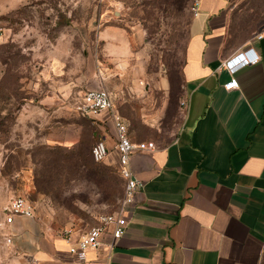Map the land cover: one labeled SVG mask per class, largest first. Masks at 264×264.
Returning <instances> with one entry per match:
<instances>
[{"label":"rangeland","instance_id":"rangeland-1","mask_svg":"<svg viewBox=\"0 0 264 264\" xmlns=\"http://www.w3.org/2000/svg\"><path fill=\"white\" fill-rule=\"evenodd\" d=\"M195 1L0 0L2 252L4 209L15 197L28 198L45 225L78 232L118 207L119 201L100 203L103 194L91 177L71 173L48 152L77 150L85 139L82 153L89 156L98 136L77 109L85 91H107L132 141L168 142L179 130L186 111L181 67ZM226 1L228 44L264 31V0ZM64 139L77 140L58 143Z\"/></svg>","mask_w":264,"mask_h":264},{"label":"crops","instance_id":"crops-1","mask_svg":"<svg viewBox=\"0 0 264 264\" xmlns=\"http://www.w3.org/2000/svg\"><path fill=\"white\" fill-rule=\"evenodd\" d=\"M225 4L226 0H199L191 22L181 67L187 100L181 127L170 141L154 142V151L130 157V168L142 188L126 212L124 235L114 241L104 233L100 245L87 250L85 261L79 263L69 247L87 229H72L67 240L63 230L36 216H14L4 224L12 243L0 250L1 260L8 264H262L264 31L228 44ZM246 48L259 57L256 64L233 75L223 69L225 60ZM231 77L238 87L225 90L222 86ZM91 118L99 122L98 138L108 148L103 163L117 170L109 113ZM76 140L58 143L70 146Z\"/></svg>","mask_w":264,"mask_h":264},{"label":"built area","instance_id":"built-area-1","mask_svg":"<svg viewBox=\"0 0 264 264\" xmlns=\"http://www.w3.org/2000/svg\"><path fill=\"white\" fill-rule=\"evenodd\" d=\"M198 7L199 1L196 0L191 5V10L195 16L198 12ZM258 58L252 48H246L233 54L221 66L233 75L239 68L256 64L259 61ZM222 87L225 90H231L238 87V82L236 78L231 77ZM180 104L186 108L187 100L183 98ZM77 109L85 117L96 116L104 111L109 113L115 129V150L118 155V169L116 171L123 181V195L119 200L118 207L111 213L99 215L96 223L89 226L80 236L79 240L69 247V254H72L79 263H82L85 261V252L89 249L97 248L100 245V238L104 233L108 232L114 241L124 235L127 225L126 212L132 203H134L136 194L142 188V184L135 179L130 168V157L136 152H152L156 149V145L152 141L136 143L130 139L126 122L119 114L113 111L108 93L103 88L85 91ZM107 155L108 148L103 140H98L94 143L91 148V157L94 162H104ZM4 216V224H10L14 216L33 218L34 208L28 198L18 196L13 198L6 206ZM62 233L67 240H70L72 229L68 228L63 230ZM11 243L12 235L8 234L5 236V244L10 245ZM0 264L8 263L0 259Z\"/></svg>","mask_w":264,"mask_h":264},{"label":"trees","instance_id":"trees-1","mask_svg":"<svg viewBox=\"0 0 264 264\" xmlns=\"http://www.w3.org/2000/svg\"><path fill=\"white\" fill-rule=\"evenodd\" d=\"M16 108L18 111L20 107L16 106ZM88 118L95 125L94 130L92 129L91 131V136L96 137L98 136L96 124L99 122L91 117ZM98 140L100 139L98 138ZM79 145L81 146L77 150L72 148L65 151L62 148L55 146L48 148V152L55 156L57 160L60 158L61 163L68 164L71 173L74 174L80 172L81 177H91V181L95 184V188L97 189V194H103L100 203L110 204L119 201L123 193V181L119 177L118 172L113 170V168H109L103 162H94L91 157V150L89 156L83 155V149L88 146L85 139L80 140ZM112 174L115 177L112 176Z\"/></svg>","mask_w":264,"mask_h":264}]
</instances>
